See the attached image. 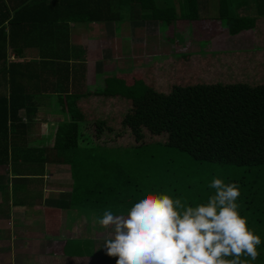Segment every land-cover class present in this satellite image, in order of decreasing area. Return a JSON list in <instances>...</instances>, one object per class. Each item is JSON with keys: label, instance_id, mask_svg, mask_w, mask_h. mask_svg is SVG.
<instances>
[{"label": "trees", "instance_id": "trees-1", "mask_svg": "<svg viewBox=\"0 0 264 264\" xmlns=\"http://www.w3.org/2000/svg\"><path fill=\"white\" fill-rule=\"evenodd\" d=\"M173 1L0 0V76L7 89L0 96V166L15 163L20 148L28 146L17 136L27 128L20 112L35 115L29 108L44 95L50 97L49 115L65 120L46 129L56 149L159 141L201 160L264 165V52L167 56L144 68L147 88L141 97L109 91L119 77L108 72L94 84L86 76L83 93L77 76L81 68L86 72V55L73 52L70 36L77 24H114L120 31L122 25L143 29V22H159L161 30L167 25L162 36L169 43L177 41L168 32L179 24L180 36L195 43H209L210 33L217 36L225 28L232 41L254 30L257 47L264 49V0L239 3L233 13L224 0L215 10L208 0ZM256 1L259 17L237 14L241 8L250 12ZM204 4L207 17L200 16ZM189 31L199 39L186 36Z\"/></svg>", "mask_w": 264, "mask_h": 264}, {"label": "crops", "instance_id": "crops-1", "mask_svg": "<svg viewBox=\"0 0 264 264\" xmlns=\"http://www.w3.org/2000/svg\"><path fill=\"white\" fill-rule=\"evenodd\" d=\"M79 25L70 32L73 52L78 49L86 55V72L83 68L79 70V81L85 84L83 80L87 76L88 82L94 84L104 72L118 77L127 74L125 69H115V72L103 69L108 68L107 62H114L112 54L106 56L104 52V46L109 47V43L103 42L110 40L113 46V40L123 38V35L121 39L114 35V24L88 23L87 37L83 36V29L76 30ZM89 42L97 46L88 48ZM33 53L26 51L27 58H32ZM92 56L97 58L92 59ZM3 84L0 76V96L7 91ZM81 86L85 93L86 84ZM29 110L36 113L27 115L24 109L20 112L27 128L17 134L28 146L20 148L14 164L5 169L0 166V264H112L113 257L106 254L104 245L111 226L102 228L96 220L104 210L121 205L109 206L98 200L115 190L104 191L100 185L104 177L106 182L112 183L107 167L114 165L108 166L104 158L93 156L94 146L52 147L51 139L43 134L46 135L47 126L52 122L65 120L49 115L48 95L37 96L36 107ZM75 243L89 247L87 260L68 246Z\"/></svg>", "mask_w": 264, "mask_h": 264}, {"label": "rangeland", "instance_id": "rangeland-1", "mask_svg": "<svg viewBox=\"0 0 264 264\" xmlns=\"http://www.w3.org/2000/svg\"><path fill=\"white\" fill-rule=\"evenodd\" d=\"M246 1L250 0H224L227 12L231 13H233L234 7L236 8L239 3ZM219 2V0H208L213 10H215L213 7L219 5ZM171 3L174 4V1L171 0ZM201 8L200 16H209L208 6L204 4ZM261 8L258 9V1H256L250 6V12L239 9L237 14L241 17L257 15L259 17L258 10ZM218 15L219 13L212 16ZM122 16L127 18L128 13L125 12ZM155 25L143 22L141 28L144 30L122 25L120 26V31L121 29L124 30L122 34L116 30L119 39H121L120 35H125L122 40H113V46L110 40L103 42V44L109 43V47L104 46L106 56L112 54L114 59L113 63L107 62L108 68L103 69L110 68L114 72L115 69H129L126 75H119L117 81L115 80L114 84L110 85L109 91L112 93L141 97L147 88L144 68L154 61H162L167 56L178 57L188 53L202 55V53L223 54L238 51L264 52V49H259L254 41L256 36L254 30L245 31L237 40L232 41L228 28H226L225 32L222 31L223 35L213 37L214 34L210 33L212 37L207 36L212 38L209 43H195L194 39L187 42L189 38L180 36L183 25L179 24L174 31L169 30L168 32V36L172 35L177 41L169 43L162 36L165 35L167 25L166 27L164 25L162 30L159 27V22ZM222 27L220 28L222 29ZM87 28L88 24H81L76 30L81 31L83 29L82 34L87 37ZM155 32H159V35H155ZM188 35L190 38L194 35L195 38L199 39L198 35L192 34L191 31L187 32L186 36ZM118 57L120 60L117 59ZM94 58L97 57L92 56V59ZM43 136L45 135L43 134ZM158 142L149 141L143 145L114 144L115 142L111 145L94 144L95 148L91 150V154L95 157L104 158L109 164L108 166L114 165L107 167L112 177L110 179L112 183L106 182L104 177L101 178L100 185L103 186L104 189L102 190L104 191H108L109 188L115 190L108 192L105 198L98 199L100 204L105 202L112 206L120 203V207L116 205L110 210L114 214L127 213L141 196L148 192H156L167 193L174 199H181L183 203L189 206H196L208 202V198L215 193L209 184L214 177L221 178L225 184L234 183L237 185L240 192L236 200L238 211L241 216L246 217L249 228L261 238V244L257 245L258 258L251 261L250 264H264V165L245 166L217 160H201L179 147ZM12 164L14 163L10 161L9 165ZM95 167L97 169L98 165L96 164ZM128 180L130 182H127ZM116 189L121 191L117 192ZM96 194L95 192L94 195ZM68 246H71L70 249L78 251L77 256L84 260L88 259L90 249L85 243L69 244ZM7 257L9 256H5V258ZM116 259L118 257L112 258V264H116ZM227 259H231V257ZM241 259L250 260L248 257H241Z\"/></svg>", "mask_w": 264, "mask_h": 264}, {"label": "clouds", "instance_id": "clouds-1", "mask_svg": "<svg viewBox=\"0 0 264 264\" xmlns=\"http://www.w3.org/2000/svg\"><path fill=\"white\" fill-rule=\"evenodd\" d=\"M207 203L189 206L167 193L148 192L127 214L106 209L96 223L111 231L106 254L116 264H250L259 235L240 215L236 184L214 177ZM231 257V259H227ZM248 257L250 260L241 259Z\"/></svg>", "mask_w": 264, "mask_h": 264}]
</instances>
